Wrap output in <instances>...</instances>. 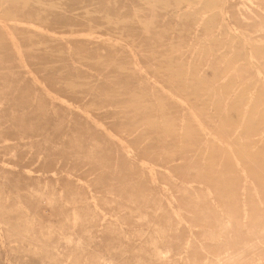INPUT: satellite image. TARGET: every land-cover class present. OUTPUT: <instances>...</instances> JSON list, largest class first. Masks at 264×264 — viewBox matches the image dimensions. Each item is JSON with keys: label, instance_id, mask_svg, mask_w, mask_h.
Here are the masks:
<instances>
[{"label": "rangeland", "instance_id": "1", "mask_svg": "<svg viewBox=\"0 0 264 264\" xmlns=\"http://www.w3.org/2000/svg\"><path fill=\"white\" fill-rule=\"evenodd\" d=\"M0 264H264V0H0Z\"/></svg>", "mask_w": 264, "mask_h": 264}, {"label": "bare ground", "instance_id": "2", "mask_svg": "<svg viewBox=\"0 0 264 264\" xmlns=\"http://www.w3.org/2000/svg\"><path fill=\"white\" fill-rule=\"evenodd\" d=\"M80 104V103H79Z\"/></svg>", "mask_w": 264, "mask_h": 264}]
</instances>
